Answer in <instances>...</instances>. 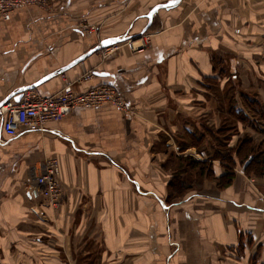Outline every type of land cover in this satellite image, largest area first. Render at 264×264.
I'll return each mask as SVG.
<instances>
[{"label": "crops", "instance_id": "obj_1", "mask_svg": "<svg viewBox=\"0 0 264 264\" xmlns=\"http://www.w3.org/2000/svg\"><path fill=\"white\" fill-rule=\"evenodd\" d=\"M45 1L48 8L0 15V103L38 83L42 96L68 84L79 92L107 85L127 109L75 107L11 139L0 113V264H264V175L249 179L237 169L216 190L203 174L205 190L193 187L180 200L170 186L179 172V119L215 122L219 113L205 78L223 86L238 70L242 89L264 86V0H180L151 20L154 7L175 0ZM142 37L144 51L126 47ZM109 38L124 41L72 64ZM210 134L189 136L197 160L211 158L201 151L220 149V141L236 145V137L216 142ZM52 158L60 165L58 205L31 181ZM208 162L215 177L224 174L218 159Z\"/></svg>", "mask_w": 264, "mask_h": 264}, {"label": "built area", "instance_id": "obj_2", "mask_svg": "<svg viewBox=\"0 0 264 264\" xmlns=\"http://www.w3.org/2000/svg\"><path fill=\"white\" fill-rule=\"evenodd\" d=\"M37 5L48 8L45 0H0V15L8 18L13 11L19 8ZM85 30L90 27H83ZM142 44L134 48L132 39L126 44L134 51L142 52L147 46V39L141 38ZM92 77L87 74L84 79ZM103 105H112L118 111H125L127 104L123 96L107 85L88 88L84 91H75L68 84L53 96H42L33 89L22 94L20 101L9 100L0 107L3 120L2 130L8 138H15L22 130H41L49 122L60 121L75 107L98 108ZM60 165L54 158L41 165L32 175V184L37 186L40 194L51 204H59L62 187L59 182Z\"/></svg>", "mask_w": 264, "mask_h": 264}, {"label": "rangeland", "instance_id": "obj_3", "mask_svg": "<svg viewBox=\"0 0 264 264\" xmlns=\"http://www.w3.org/2000/svg\"><path fill=\"white\" fill-rule=\"evenodd\" d=\"M87 30H90V29L88 28ZM129 40L130 39H126L125 41L127 42ZM120 43H116L114 44V46ZM141 44L142 42L138 46H140ZM126 47H128V45H126ZM231 58L236 59L237 55L231 54ZM248 74H251L250 70ZM238 77H239V71L235 70V72H232L230 76L231 78L230 83H227L226 85L222 86L220 83L218 84L217 80L210 81L211 79H207L203 76V78H205V81H206L205 85L203 86V89L207 93H211L215 95L216 100H218L217 108L219 110V113H217L218 116L215 119V122L209 121L206 118H202L201 120L197 121V119L195 118L193 114L185 117L186 119L185 118H182V120L179 119V172L177 174V177H180L181 179H183L186 183V186H189L191 190L194 187L193 190H195L199 194H201V192L205 190L204 189L205 181L206 182L208 181L207 178L205 177L210 178L209 182L214 183L216 190H223L227 186L225 187L219 186V184L216 181V179H218L219 177L218 178L215 177L212 174L213 172L210 174L208 172L207 173L204 172L206 175L204 178L203 176L201 177L198 174H196V170L195 168H193L191 164V160L189 159H198L199 157L202 158L203 156L196 151L195 153H193V149H192L193 147H190L192 145L190 143L189 136H193L194 133L196 132L201 136H204V134L209 135L211 133L210 135L220 140V138L224 134L226 135L228 134L227 129H230V130L233 129L235 131L232 134V138L236 137V140H235L236 143L234 142L236 144L235 146H237L240 142H242V139H244L245 136L246 138H251L254 144L256 145H260V143L264 141V86L251 85V86H248L247 88L248 90H244L242 89L243 87L240 86L239 84ZM241 91L243 92L245 91V92L243 93ZM257 92H260L261 94L262 93L263 94L260 95ZM243 95L248 96L252 100L257 99L261 104L260 109L258 110L255 109V111L250 109L251 110L250 111L245 106ZM238 97H239V101L236 100ZM229 99H231L232 101H230ZM230 107H232L231 110L227 112V110L230 109ZM239 113L246 116V118L243 121L237 117L239 116ZM187 123H190L191 125ZM231 124L232 125L235 124V126L228 127ZM196 126H198V128H196ZM242 126L249 129V132H246L247 134H243V132H240L242 130L241 128ZM225 139L227 140L226 137ZM184 142H189L188 147H190V149L192 150L183 151L186 147L180 149V147H182L180 145H184ZM251 146H254V145H251ZM261 148L264 150V146ZM218 150L219 149L215 151L202 150L201 152L203 153L210 152V155H214V152L218 154ZM227 150L229 152V149ZM227 150H224V152ZM247 152H248L247 150L246 151L241 150L238 153H235L234 151L231 153V157H233L234 161L236 162L235 163L236 165H234L233 172L235 173L237 169L238 171H242L244 173L246 172L245 175L247 174L246 176L249 179L261 177V176H257V175H260L258 171L259 164L254 163L252 158L251 160L245 158V155L247 154ZM239 167H244L243 168L244 171L240 170ZM221 170H222V173H225L227 170L223 167L222 162H221ZM248 174H253V175H248ZM203 182H204V185H203ZM191 190L189 192H191ZM180 199L182 198H179L178 200ZM252 258H249L250 261L255 263L258 257H254L253 259Z\"/></svg>", "mask_w": 264, "mask_h": 264}, {"label": "trees", "instance_id": "obj_4", "mask_svg": "<svg viewBox=\"0 0 264 264\" xmlns=\"http://www.w3.org/2000/svg\"><path fill=\"white\" fill-rule=\"evenodd\" d=\"M246 95V94H245ZM243 95V100L245 102V106L250 110L255 111L260 109V102L257 99H250L248 96ZM252 107V108H251ZM250 110V111H251ZM239 119H241L242 121L246 118L245 115H242L239 113V116H237ZM228 134L226 135V138L228 140H230L232 138V134L235 130H230L227 129ZM220 140H216V142H219ZM264 141H262V143H260V145H256L254 144V142L252 141L251 138H246V136L244 137V139H242V142H240L237 146L229 149L227 147V145H224L225 143L223 141H220V144H217L218 146H220L221 148L218 150V154H216L214 152V155L211 157L213 159V157L215 159H219L222 164L223 167L226 170V172L219 177L218 179H216L217 183L219 184V186H229L232 183V180L234 178L235 173L233 172L234 169V165H236L233 157H231V153L234 151L235 153H238L239 151H248L247 154L245 155L246 159L253 160L254 163L259 164L258 167V171L260 173L259 176H263L264 175V150L261 148L264 146ZM254 145V146H251ZM248 148V149H247ZM229 149L224 152V150ZM254 153V154H252ZM202 154V153H201ZM206 158V157H205ZM211 158H206L207 160H197V159H189L191 160V164L193 166V168H195L196 170V174H198L199 176H203V174H205L204 172H208L209 174L212 173V163L208 162V160H212ZM253 163V164H254ZM213 174V173H212ZM214 175V174H213ZM258 176V175H257ZM170 186L171 188L175 189L173 191H176L177 194L179 195V198L184 197V195L189 192L191 189L189 186H186V183L183 179H181L180 177L175 176L171 182H170Z\"/></svg>", "mask_w": 264, "mask_h": 264}, {"label": "water", "instance_id": "obj_5", "mask_svg": "<svg viewBox=\"0 0 264 264\" xmlns=\"http://www.w3.org/2000/svg\"><path fill=\"white\" fill-rule=\"evenodd\" d=\"M178 2H180V0H175V1H172V2H170V3H168V4H162V5H158V6L154 7V8L152 9V11H151V12L149 13V15H148L149 20L152 19L153 15L155 14V12H156L158 9L163 8V7H171L172 5H174V4L178 3ZM122 41H124V39H120V38H109V39H105V40L101 41L100 44H99L98 46H96L94 49H92L89 53L83 55L82 57H80L79 59H77L76 61H74V63H72V64L78 63L79 61L85 59L88 55H91V54L94 53L95 51H98V50L103 49V48L110 47L111 45H114V44H116V43H120V42H122ZM62 71H64V69H63ZM54 75H55V74H54ZM51 76H52V75H51ZM46 78H48V76H47ZM46 78L42 79V82H43L44 80H47ZM38 84H39V83H38ZM38 84H37V85H38ZM37 85H35V86H29V87H24L23 89H21V90L19 91V93H18V94H19V97H18L17 100L20 101V99H21V97H22V94H23L25 91H27V90H29V89H34ZM5 103H6V101L0 103V107H1L2 105H4Z\"/></svg>", "mask_w": 264, "mask_h": 264}]
</instances>
